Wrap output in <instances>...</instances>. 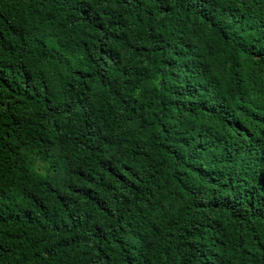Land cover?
Masks as SVG:
<instances>
[{"label":"trees","instance_id":"1","mask_svg":"<svg viewBox=\"0 0 264 264\" xmlns=\"http://www.w3.org/2000/svg\"><path fill=\"white\" fill-rule=\"evenodd\" d=\"M0 264H264V0H0Z\"/></svg>","mask_w":264,"mask_h":264}]
</instances>
